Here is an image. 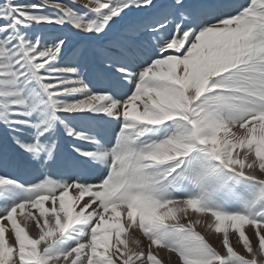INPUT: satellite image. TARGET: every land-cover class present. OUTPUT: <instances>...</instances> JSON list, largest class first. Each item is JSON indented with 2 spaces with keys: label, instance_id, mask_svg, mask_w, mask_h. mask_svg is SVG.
Wrapping results in <instances>:
<instances>
[{
  "label": "snow or ice",
  "instance_id": "6c2138e0",
  "mask_svg": "<svg viewBox=\"0 0 264 264\" xmlns=\"http://www.w3.org/2000/svg\"><path fill=\"white\" fill-rule=\"evenodd\" d=\"M12 163L0 264H264V0H0Z\"/></svg>",
  "mask_w": 264,
  "mask_h": 264
},
{
  "label": "rangeland",
  "instance_id": "374dc122",
  "mask_svg": "<svg viewBox=\"0 0 264 264\" xmlns=\"http://www.w3.org/2000/svg\"><path fill=\"white\" fill-rule=\"evenodd\" d=\"M223 3L225 4H230L232 2H236L239 3L240 0H222ZM90 71H92V69H90ZM127 91V89L125 90ZM63 146L65 148H70V142L65 141ZM0 174H7L8 176H10L11 178H16V179H20L23 182H30L32 180H34L35 176L37 175V173L34 171V169L24 166V165H19V164H9L7 168H2L0 167ZM195 218V217H193ZM197 230L201 232H203L202 230H204V232L206 233V235H210V232L206 230V228L201 225L197 227ZM214 235V234H213ZM232 239L236 238V237H231ZM162 253V251L160 252ZM160 256L163 258V254H160ZM164 259V258H163ZM167 260H165V264H169L168 262H166ZM171 264H174L173 262H171Z\"/></svg>",
  "mask_w": 264,
  "mask_h": 264
},
{
  "label": "crops",
  "instance_id": "0c3cea01",
  "mask_svg": "<svg viewBox=\"0 0 264 264\" xmlns=\"http://www.w3.org/2000/svg\"><path fill=\"white\" fill-rule=\"evenodd\" d=\"M203 219V218H202ZM203 232H201V230H200V232L202 233V234H204L205 236H206V238L207 239H209V241L211 242V243H213V245L214 246H217V247H219L220 246V243H221V241H220V237H218L217 235H215L214 233H211L210 232V235H206V233L204 232V230H202ZM214 234V235H213ZM249 235H251V232H249ZM216 236V237H215ZM233 237H235V236H233ZM232 239V238H231ZM232 241H233V243L234 244H236V238H234V239H232ZM237 247H239L238 245H237ZM165 261V260H164ZM166 262H168V261H166ZM169 263V262H168Z\"/></svg>",
  "mask_w": 264,
  "mask_h": 264
},
{
  "label": "bare ground",
  "instance_id": "6f19581e",
  "mask_svg": "<svg viewBox=\"0 0 264 264\" xmlns=\"http://www.w3.org/2000/svg\"><path fill=\"white\" fill-rule=\"evenodd\" d=\"M233 4H236V2H232V3H230L229 5H233ZM125 90H126V89H125ZM63 147H64V146H63ZM137 236H140V234L137 233ZM215 237H216V236H215ZM140 238L143 240V237H142V236H140ZM144 243L146 244L147 241H144ZM160 254H163V258H164V260L169 261V260H168L169 253H167L166 251H163V250H162V253H160ZM171 262H173L174 264H175V262H176V257H175L174 255H172V257H171Z\"/></svg>",
  "mask_w": 264,
  "mask_h": 264
}]
</instances>
